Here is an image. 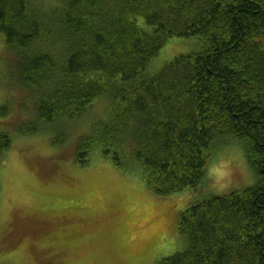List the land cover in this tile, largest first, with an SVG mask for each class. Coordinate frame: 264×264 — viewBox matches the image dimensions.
<instances>
[{
  "label": "trees",
  "instance_id": "1",
  "mask_svg": "<svg viewBox=\"0 0 264 264\" xmlns=\"http://www.w3.org/2000/svg\"><path fill=\"white\" fill-rule=\"evenodd\" d=\"M0 38L42 123L109 98L77 167L101 149L159 197L199 195L210 160L240 145L256 184L192 202L183 251L157 264H264V0H0ZM175 39L199 49L148 73ZM12 145L0 135V161Z\"/></svg>",
  "mask_w": 264,
  "mask_h": 264
},
{
  "label": "rangeland",
  "instance_id": "2",
  "mask_svg": "<svg viewBox=\"0 0 264 264\" xmlns=\"http://www.w3.org/2000/svg\"><path fill=\"white\" fill-rule=\"evenodd\" d=\"M198 49L196 40H171L147 72ZM5 53L0 38V135L13 139L0 161V264H157L183 251L179 217L192 202L256 184L240 145L210 160L199 195L159 197L101 149L77 167L80 139L104 119L109 98L79 123L44 124ZM34 127L42 133L21 135Z\"/></svg>",
  "mask_w": 264,
  "mask_h": 264
}]
</instances>
